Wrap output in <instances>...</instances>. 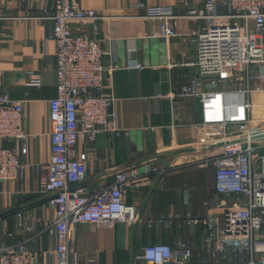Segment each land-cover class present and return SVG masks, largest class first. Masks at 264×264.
I'll use <instances>...</instances> for the list:
<instances>
[{
  "label": "built area",
  "instance_id": "obj_1",
  "mask_svg": "<svg viewBox=\"0 0 264 264\" xmlns=\"http://www.w3.org/2000/svg\"><path fill=\"white\" fill-rule=\"evenodd\" d=\"M20 1L28 5L38 0ZM177 4L186 10L177 14L172 5L130 6L144 7V16L158 22V34L164 38L175 33L179 18L204 22L192 32L198 75L182 84L177 95L196 97L204 106L207 101H218L220 116L205 117L195 125L193 138L196 153L201 155L195 162L211 164L214 179L212 186L204 185L207 196L202 200V213H166L156 221L165 226L173 221L202 226L212 259L192 262L190 245L178 239L172 245H140L127 264H264V117L254 115L250 100L253 91L264 92V43L258 36L264 31V0H202L191 7L189 0H177ZM43 11V17L51 20L56 80L55 95L48 100L49 154L38 170L39 192L45 195L52 216L24 222L20 211L16 215L22 231L34 233L40 226L54 244L38 249L28 246L25 238L11 241L13 232L0 222V264H43L42 257L51 255L54 264H99L95 256L81 257L72 248L76 226L135 222L137 213L125 202L126 187L138 185L150 172L163 170L147 159L117 169L112 181L93 193L77 186L85 177L88 161L87 154L77 155V141L93 139L106 129L119 133L116 120L108 125L115 112V97L105 82L106 75L118 66L103 64L108 51L97 36L102 12L81 8L76 0H44ZM123 67L142 68L143 64L129 59ZM239 77L242 87L237 85ZM251 80L255 83L249 85ZM203 82L212 87L200 89ZM27 83L38 87L41 80L30 76ZM22 111V100L0 90L2 183L15 179L22 168L18 147L12 142L19 141L23 147L35 136L25 131ZM230 252L238 259L228 261Z\"/></svg>",
  "mask_w": 264,
  "mask_h": 264
},
{
  "label": "crops",
  "instance_id": "obj_2",
  "mask_svg": "<svg viewBox=\"0 0 264 264\" xmlns=\"http://www.w3.org/2000/svg\"><path fill=\"white\" fill-rule=\"evenodd\" d=\"M76 1L81 8L104 14L97 19V36L108 51L103 64L118 66L105 79L115 97V112L108 125L116 120L119 127L118 134L106 129L93 139L77 141V155H88L85 177L77 186L93 193L110 183L117 169L147 159L163 171L150 172L138 185L126 187L125 202L134 207L135 222H117L112 227L78 224L72 248L81 257L95 256L99 264H127L134 260L140 245H172L181 239L190 245L192 262L210 261L202 226L178 221L165 226L156 221L166 213H202V200L207 196L204 187L213 185L214 168L195 162L201 155L196 153L193 138L195 125L205 117L214 120L220 116L218 101H207L204 106L196 97L177 95L182 84L198 75L192 32L201 29L203 20L179 18L175 33L164 38L158 34V22L144 16V7L130 5H172L180 14L186 8L177 0ZM201 1L189 0V5L198 6ZM43 8L44 0L28 5L20 0H0V90L23 101L24 129L35 135L23 147L19 141L12 142L18 147L22 168L15 179L0 182V222L13 232L11 241L25 238L28 246L38 249L52 247L53 237L40 226L34 233L22 231L16 213H22L24 222L52 216L45 195L39 192L38 170L49 154L48 100L55 95L56 80L51 20L43 17ZM258 36L264 43V31ZM129 59L143 67H123ZM30 76L40 78L38 87L27 83ZM243 84L239 77L238 87ZM211 87L203 82L200 89ZM250 100L254 115L264 117V92L253 91ZM208 128L214 129V125ZM140 173L143 175V167ZM226 259L238 257L230 252ZM42 262L54 264V256L42 257Z\"/></svg>",
  "mask_w": 264,
  "mask_h": 264
},
{
  "label": "rangeland",
  "instance_id": "obj_3",
  "mask_svg": "<svg viewBox=\"0 0 264 264\" xmlns=\"http://www.w3.org/2000/svg\"><path fill=\"white\" fill-rule=\"evenodd\" d=\"M138 170L141 171V170H142V167L140 166V167L138 168Z\"/></svg>",
  "mask_w": 264,
  "mask_h": 264
},
{
  "label": "water",
  "instance_id": "obj_4",
  "mask_svg": "<svg viewBox=\"0 0 264 264\" xmlns=\"http://www.w3.org/2000/svg\"><path fill=\"white\" fill-rule=\"evenodd\" d=\"M219 144V143H218Z\"/></svg>",
  "mask_w": 264,
  "mask_h": 264
}]
</instances>
